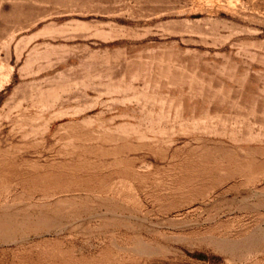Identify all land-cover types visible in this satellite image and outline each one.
<instances>
[{
    "label": "rangeland",
    "instance_id": "374dc122",
    "mask_svg": "<svg viewBox=\"0 0 264 264\" xmlns=\"http://www.w3.org/2000/svg\"><path fill=\"white\" fill-rule=\"evenodd\" d=\"M0 264H264V0H0Z\"/></svg>",
    "mask_w": 264,
    "mask_h": 264
}]
</instances>
